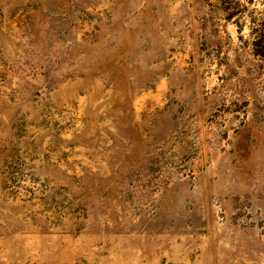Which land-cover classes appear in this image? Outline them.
<instances>
[{
    "label": "rangeland",
    "instance_id": "obj_1",
    "mask_svg": "<svg viewBox=\"0 0 264 264\" xmlns=\"http://www.w3.org/2000/svg\"><path fill=\"white\" fill-rule=\"evenodd\" d=\"M0 264H264V0H0Z\"/></svg>",
    "mask_w": 264,
    "mask_h": 264
}]
</instances>
